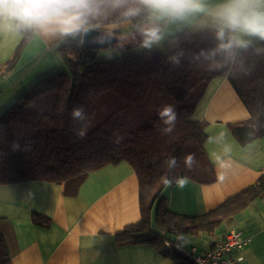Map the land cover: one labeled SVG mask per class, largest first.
Returning a JSON list of instances; mask_svg holds the SVG:
<instances>
[{
  "label": "trees",
  "instance_id": "1",
  "mask_svg": "<svg viewBox=\"0 0 264 264\" xmlns=\"http://www.w3.org/2000/svg\"><path fill=\"white\" fill-rule=\"evenodd\" d=\"M123 21L119 12H111L93 19L90 27L102 31ZM134 33L135 29L120 36V30H112L117 40L107 47L128 53L102 62L97 61L100 47L66 38L58 48L64 66L0 116V185L65 183L67 195H76L90 172L125 161L138 176L141 219L126 226L117 240L158 248L166 240L173 246L186 245L190 237L213 235L226 218L264 197V172L255 183L198 216L170 211L161 195L167 185L183 178L201 184L217 181L205 148L206 124L195 119L215 79L228 77L251 114L249 121L230 127L234 137L248 145L264 136V42L239 50L223 68L210 69L211 61L197 59L202 49L216 43L207 32L184 29L165 41V52H134L138 44L129 42ZM23 34L7 70L16 65L33 31ZM172 57H178L179 63ZM166 104L177 113L171 132L165 131L167 118L159 114ZM76 108L82 109V117L73 116ZM189 154L195 157L191 168L184 162ZM171 157L176 163L169 166ZM32 219L46 228L51 225L50 218L40 213ZM166 253L175 264H193L181 252ZM0 264H11L1 236Z\"/></svg>",
  "mask_w": 264,
  "mask_h": 264
},
{
  "label": "crops",
  "instance_id": "2",
  "mask_svg": "<svg viewBox=\"0 0 264 264\" xmlns=\"http://www.w3.org/2000/svg\"><path fill=\"white\" fill-rule=\"evenodd\" d=\"M114 24L102 27V31L111 34L117 29L124 36L135 29L134 23L126 21ZM107 27L111 30L106 31ZM184 29L199 31L173 25L162 43ZM23 37V32L0 33V116L26 91L64 66L58 48L66 38L33 32L16 65L7 70L6 63ZM250 118L228 77L211 82L195 119L206 124L205 148L217 181L201 184L183 178L167 185L161 195L170 211L188 216L205 214L257 181L264 172V136L242 145L230 128ZM217 160L226 166L221 167ZM34 213L49 217L50 227L35 224ZM140 219L138 176L125 161L90 172L76 195H67L65 183L37 180L0 185V236L11 264H175L164 248L117 240L118 233ZM231 228L252 238L241 251L244 260L240 264H264V197L226 218L213 235L190 237L187 245L206 250Z\"/></svg>",
  "mask_w": 264,
  "mask_h": 264
},
{
  "label": "clouds",
  "instance_id": "3",
  "mask_svg": "<svg viewBox=\"0 0 264 264\" xmlns=\"http://www.w3.org/2000/svg\"><path fill=\"white\" fill-rule=\"evenodd\" d=\"M111 12H119L129 24L135 23L129 42L149 51L164 41L166 30L173 25L191 26L211 34L215 45L207 51L202 49L197 56L211 61L210 69L223 68L239 50L264 42V0H218L215 4L209 0H0V33L33 31L75 39L93 30V19ZM172 59L179 63L178 57ZM72 114L82 117V109L76 108ZM159 114L167 118L169 127L165 131L171 132L177 119L175 107L166 104ZM84 134V130L79 132L81 137ZM194 159L192 154L184 157L186 166L191 168ZM216 162L226 166L222 160ZM175 163V157L168 161L169 166Z\"/></svg>",
  "mask_w": 264,
  "mask_h": 264
},
{
  "label": "built area",
  "instance_id": "4",
  "mask_svg": "<svg viewBox=\"0 0 264 264\" xmlns=\"http://www.w3.org/2000/svg\"><path fill=\"white\" fill-rule=\"evenodd\" d=\"M251 236L242 230L231 228L221 240L211 243V246L203 250L197 245H172L166 240L163 248L171 252L178 251L187 256L193 264H240L244 260L242 249L251 242Z\"/></svg>",
  "mask_w": 264,
  "mask_h": 264
},
{
  "label": "water",
  "instance_id": "5",
  "mask_svg": "<svg viewBox=\"0 0 264 264\" xmlns=\"http://www.w3.org/2000/svg\"><path fill=\"white\" fill-rule=\"evenodd\" d=\"M98 32L101 33V35L98 36ZM75 39H81L84 44L95 45L97 47H107L113 44L117 40V37L106 32L100 31L99 29H93L92 31L87 33L83 32L81 36H77ZM105 40L108 41L107 46L104 45Z\"/></svg>",
  "mask_w": 264,
  "mask_h": 264
},
{
  "label": "rangeland",
  "instance_id": "6",
  "mask_svg": "<svg viewBox=\"0 0 264 264\" xmlns=\"http://www.w3.org/2000/svg\"><path fill=\"white\" fill-rule=\"evenodd\" d=\"M107 28L106 29L104 28V29L106 31H110L111 30L110 27H107ZM154 49H156L158 51H161V52H165L166 51V48L164 47V44L163 43H161L157 47H154ZM141 50H145V49H140L137 46V49L134 50V52L141 51ZM126 53H128V51H122L120 49H117L116 47H100L99 48V53H98V56H97V61H100V62H102V61H108L110 59H114L116 57H119L121 55H124Z\"/></svg>",
  "mask_w": 264,
  "mask_h": 264
},
{
  "label": "snow or ice",
  "instance_id": "7",
  "mask_svg": "<svg viewBox=\"0 0 264 264\" xmlns=\"http://www.w3.org/2000/svg\"><path fill=\"white\" fill-rule=\"evenodd\" d=\"M97 42H99V41H97Z\"/></svg>",
  "mask_w": 264,
  "mask_h": 264
}]
</instances>
